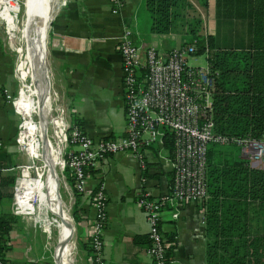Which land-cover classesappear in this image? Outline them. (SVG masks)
Wrapping results in <instances>:
<instances>
[{"label":"crops","instance_id":"0c3cea01","mask_svg":"<svg viewBox=\"0 0 264 264\" xmlns=\"http://www.w3.org/2000/svg\"><path fill=\"white\" fill-rule=\"evenodd\" d=\"M188 1L191 6L186 9L185 17L195 15L200 19L194 40L205 45L204 52L208 49V37L215 47L248 48L253 35V0H206L205 4L202 0ZM142 15V0H123L116 13L111 11L109 0L57 2L51 37L55 50L51 63L57 74V92L64 93L68 99L71 122L79 124L92 137H118L126 132L121 58L116 47L122 30L125 27L133 29L135 43L154 44L163 52L188 38L186 25L173 27L167 33L145 36L137 27L138 17ZM12 63L13 55L4 39L0 20V215L8 226L2 263L46 264L44 244L40 242L35 225L27 216L12 211V196L7 195L11 191V181H7L9 168L18 154L14 137L19 114L6 100L3 91L7 89L13 93L16 90ZM140 153L124 151L109 154L99 169L91 171L92 185L103 183L106 194L107 219L102 236L105 240L103 256L107 264L153 263L146 252L150 244L149 221L139 197L147 192L149 198L158 199L170 191L172 151L163 136L162 142L151 140L144 143ZM77 201L79 221L76 224L79 238L83 241L87 219L93 214L94 207L90 193H79ZM175 211L178 214L174 217L172 213ZM70 216L69 213V221ZM58 221V238L54 244L60 252V217ZM254 222L264 230V207ZM160 227L173 242L170 253L177 264H205L207 235L201 203H182L177 208L166 204L160 212ZM83 251L81 264H91L90 251L87 248Z\"/></svg>","mask_w":264,"mask_h":264},{"label":"built area","instance_id":"2783aa9c","mask_svg":"<svg viewBox=\"0 0 264 264\" xmlns=\"http://www.w3.org/2000/svg\"><path fill=\"white\" fill-rule=\"evenodd\" d=\"M17 3L18 0H9ZM111 11L116 13L123 0H109ZM3 2L0 1V11ZM1 22H6L0 17ZM135 31L125 27L116 43L121 58L123 100L126 115V132L118 137H92L79 124L70 122L65 136V150L61 164L67 169L69 184L78 193H90L94 212L87 219V232L83 238L91 253V264H107L103 256L105 240L102 230L106 223V194L103 183L92 185V170L99 169L109 154L124 151L141 155L144 143L162 142L166 132L172 134V183L170 191L158 199L144 192L139 197L149 221L146 248L154 264H177L171 256L173 242L160 227V212L166 205L175 208L182 203H201L207 197L206 164L210 143L235 144L240 154L251 164L264 167V137L227 135L214 130L213 93L218 70L205 65L188 63V56L195 55V43L172 46L163 52L156 45H141L134 42ZM208 53V49H205ZM5 98L20 114L16 142L22 130L23 117L17 107L16 98L4 89ZM26 154L28 157L27 149ZM15 177L12 211L16 214L32 213L20 204L23 190V169ZM17 166V167H18ZM11 168V167H10ZM9 168V169H10ZM178 211L172 213L175 217ZM0 226V245L1 240ZM0 249V264H3Z\"/></svg>","mask_w":264,"mask_h":264},{"label":"trees","instance_id":"16d2710c","mask_svg":"<svg viewBox=\"0 0 264 264\" xmlns=\"http://www.w3.org/2000/svg\"><path fill=\"white\" fill-rule=\"evenodd\" d=\"M263 2L253 0L252 3L253 35L248 48L215 47L211 37L207 39V61L212 69L218 70L213 93L216 132L264 137ZM202 3L205 4L206 0ZM190 6L188 0H142L143 15L138 17L137 27L148 36L186 25L185 33L189 34L182 44L195 43V53H199L205 45L194 40L200 19L195 15L185 17ZM164 139L173 151L172 134L166 132ZM12 180V177L7 179ZM206 184L207 197L201 202L207 235L205 264H264V230L254 222L264 207V169L250 166L235 144L210 143L207 148ZM78 194L74 190L72 215L76 222L79 221ZM7 195L11 197V194ZM4 222L0 215L1 251L5 248L8 229Z\"/></svg>","mask_w":264,"mask_h":264},{"label":"rangeland","instance_id":"374dc122","mask_svg":"<svg viewBox=\"0 0 264 264\" xmlns=\"http://www.w3.org/2000/svg\"><path fill=\"white\" fill-rule=\"evenodd\" d=\"M57 2L58 0H18V10L16 14H9L8 20L10 23L3 24V36L6 44L10 47V53L13 55V80L16 85V90L11 93L13 96H18L19 104L21 105L20 92L24 88V84L29 83L27 78L26 69L28 68L27 61L28 56V39L29 32L32 25L44 16L45 9L48 11L51 9V19L49 25L42 32V44H43V60L46 68L49 72V97L52 98L50 104V112L48 115V121L45 125L49 134H52L54 129L57 134V141L55 144L59 150L60 157L63 159L66 148L69 142L66 143L65 136L69 134V128L67 124L71 122L70 109L68 107V99L62 92H57V74L54 73V65L51 63L53 45L51 41L53 22L57 16ZM15 12V11H14ZM8 10H5V15H8ZM7 26V28H6ZM221 33V32H220ZM220 36V35H219ZM188 63L192 65H205L207 63L206 53L200 51L195 55L188 56ZM26 73V74H25ZM4 91V90H3ZM21 107V106H20ZM22 108V107H21ZM23 114L27 117V121H30L33 125H37V115L27 116L25 111L21 109ZM19 120L21 116L19 114ZM27 123V122H26ZM25 134V132H24ZM26 136V134H25ZM17 133L14 137L16 144V159L10 166V178L13 180L10 182L11 191L8 192L13 197L14 181L17 175H20V169L28 165V168L23 169V190L20 197V204L27 211V216L35 225L37 232L40 234V242L44 244V253L46 257V264H60L59 249L55 246V240L57 236V224H58V211L57 206L51 201L49 192L46 188L45 176L48 173L49 157L45 149L40 151L39 159L32 161L27 157L25 146L16 142ZM27 138V136H26ZM29 139V138H27ZM24 139L23 141H26ZM39 145L44 144V139L40 136L36 138ZM53 141V140H52ZM57 142V143H56ZM15 152V153H16ZM28 153V152H27ZM18 166V167H17ZM12 174V175H11ZM41 175L39 183L37 177ZM8 176V177H9ZM44 180V181H43ZM55 186L58 187L60 197L63 199L65 206L70 213V222L73 229L72 242L74 247L72 248V259L70 264H81L83 246L78 233V225L72 215L73 204L75 200L74 190L69 184V180L66 177V170L63 164L57 165L54 175ZM32 194L31 198L29 195ZM35 197H34V195ZM34 197V198H33ZM72 218V219H71ZM74 222V223H73Z\"/></svg>","mask_w":264,"mask_h":264},{"label":"bare ground","instance_id":"6f19581e","mask_svg":"<svg viewBox=\"0 0 264 264\" xmlns=\"http://www.w3.org/2000/svg\"><path fill=\"white\" fill-rule=\"evenodd\" d=\"M0 1L3 2V7L0 11V17L5 22L10 23L7 15L4 14L5 10L7 9L9 14H16L18 5L17 3L9 4V0ZM45 12L46 13L44 16H41L40 19L32 25L29 32V45L27 49L28 56L27 61L25 62L28 63L26 73L27 78H29V83L26 82V84H24L23 90L20 92L21 105H18L19 95L16 98L17 107L23 117L19 142L26 145L29 158L32 161L39 159L40 151L42 149H45L48 154L49 162L46 165L48 167V173L45 176V180L50 199L57 206V211L60 217L59 233H61L60 236L62 248V250L59 252L60 264H69L72 248L74 247L72 242L73 236L71 223L69 221V211L65 206L63 199L60 197L58 187L55 186L54 182L55 169L57 165H61V157L55 144V141H57L58 137L57 134H55L54 129L52 134H49L45 126L48 121L50 104L52 101V98L49 97V72L42 56L43 44L41 36L44 29L49 25V21L51 19V9L49 11L45 9ZM21 109L25 111L27 116H33L34 114L37 115V125H33L31 123V119L30 121H27V117L23 114ZM24 132L29 139L26 138ZM40 136L44 139V144L42 146L35 142L37 141L36 138ZM24 139L27 140L23 141ZM37 178V182L39 183L41 175H39ZM31 195L32 194L29 195L30 198L32 197Z\"/></svg>","mask_w":264,"mask_h":264}]
</instances>
